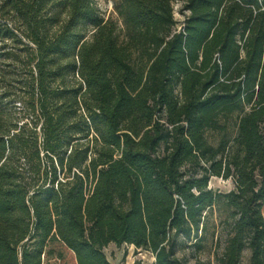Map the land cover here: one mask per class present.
<instances>
[{
	"label": "trees",
	"instance_id": "trees-1",
	"mask_svg": "<svg viewBox=\"0 0 264 264\" xmlns=\"http://www.w3.org/2000/svg\"><path fill=\"white\" fill-rule=\"evenodd\" d=\"M177 1L0 0V264H264V0Z\"/></svg>",
	"mask_w": 264,
	"mask_h": 264
},
{
	"label": "rangeland",
	"instance_id": "rangeland-1",
	"mask_svg": "<svg viewBox=\"0 0 264 264\" xmlns=\"http://www.w3.org/2000/svg\"><path fill=\"white\" fill-rule=\"evenodd\" d=\"M99 8L102 13L106 17H115L116 13L114 12L113 0H96ZM181 0H178L175 3V16L178 21L182 22L184 16L180 13L181 8ZM211 186L215 189H220L223 191H228L233 187L231 181H226L221 178L213 179L211 182ZM263 213H264V205H263ZM204 251L200 253L203 260H205L206 264L208 263L209 258L211 257L212 246L210 241L205 243ZM105 252L112 262V264H153L155 261V257L150 253L142 249H136L134 245L123 244L121 246L116 245L115 243H110L106 248ZM249 251H245L244 261L247 262L249 258ZM193 264V261L190 262Z\"/></svg>",
	"mask_w": 264,
	"mask_h": 264
}]
</instances>
